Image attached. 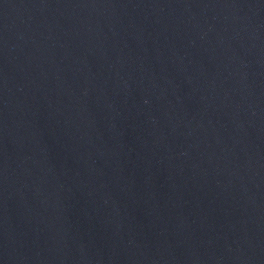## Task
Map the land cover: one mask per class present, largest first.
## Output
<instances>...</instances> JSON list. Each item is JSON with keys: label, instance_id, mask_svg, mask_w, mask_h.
I'll list each match as a JSON object with an SVG mask.
<instances>
[{"label": "water", "instance_id": "water-1", "mask_svg": "<svg viewBox=\"0 0 264 264\" xmlns=\"http://www.w3.org/2000/svg\"><path fill=\"white\" fill-rule=\"evenodd\" d=\"M0 264H264V0H0Z\"/></svg>", "mask_w": 264, "mask_h": 264}]
</instances>
